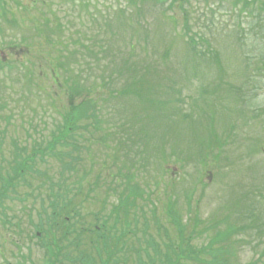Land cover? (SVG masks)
<instances>
[{"label": "rangeland", "instance_id": "374dc122", "mask_svg": "<svg viewBox=\"0 0 264 264\" xmlns=\"http://www.w3.org/2000/svg\"><path fill=\"white\" fill-rule=\"evenodd\" d=\"M18 1L20 3L16 5L12 0H0V13L2 9H4V11H9L2 14L3 17L0 16V57L3 56L12 69L18 68L19 64L15 61L21 60V56L11 53L8 46L16 45L14 44V39H21L20 33L23 29L13 28L4 21L10 18L11 15L19 17V12L16 8H24L27 5V1L30 0ZM48 1L54 3L50 4V10L54 13H59L64 22H75V29L71 28V32H68V34L71 35L72 41H76V43L80 44L84 42L83 38L86 35L88 36L91 30L89 19L86 20L89 27L81 28V23L85 20L89 11L95 19H99V16H101L100 21L103 28L108 30L103 16H105V19L107 20H112L114 16L117 15L118 8L125 7L126 3L128 4L129 2V0ZM86 1H90L91 4ZM85 2L86 7L84 8ZM236 2H238V0H191L193 8L191 11L192 15L188 21L189 24L198 31L200 36L202 34L204 41L202 45H200L201 47H199V50H204L206 55H203L202 52L198 51L197 53H199V57H193L190 52L188 53L185 49L176 51L174 57L177 59L176 61L178 62V65L174 66L173 69L176 68L177 73H174V75L171 76L175 77V79L181 84H179L180 86L178 85L179 87L174 91L172 105L174 106L173 113H178V104L175 102V99L180 97L181 92V95L189 100L191 113L194 117L199 118L200 121L194 124L195 121L192 120L188 125L183 119L172 116L170 107L166 106V103L161 102L157 110V118L153 124L157 140L167 136L171 142L177 143L180 147H186L184 150L187 155H185V161L174 162L172 165L169 163L162 167H160L157 161L153 160L154 162L152 161L150 163V179H155L157 176L160 178L165 177V172L169 165L172 166L170 172L183 171L185 174H194L195 178L199 177L201 172H195L201 171V169L203 170L204 165L197 164V166H194L187 162L195 153H197L196 155H200V147L207 142V139H202V137H204L203 135L208 134L210 131L218 133H222L223 131L224 136H227L226 148L223 147L222 149L224 152H220L219 155L222 157L220 163L221 166H223V170L219 171L220 174L217 170H212L215 174H207L205 176L204 181L206 184L209 183V185L203 190L204 197L199 204V215L202 219H205V221L215 218L216 214L214 211L216 209L222 207L224 204L227 205V201L231 202L234 200V196L231 194L226 196L228 192H240L264 185V73L261 75V72H258L262 68L264 70V17L262 21L258 15L259 12L256 4L250 6L244 13H236L237 9H233L236 7ZM74 5L76 9L73 11L72 9L74 8ZM238 5L241 4L238 3ZM129 7L134 9V11L138 10L134 6L129 5ZM147 8L148 6L146 8L144 7V9ZM78 14L82 16L80 21L76 20ZM173 14L179 21L177 32L180 34L179 30L184 29L182 15L176 10ZM22 15L25 19H29V23L26 22L25 25L30 26L31 16L29 13L23 12ZM47 15H49V13H47ZM147 17L150 18V13L147 14ZM51 18H53L52 15ZM193 18L199 21L197 22V25L199 24L201 28L198 26H196V28L194 27V22H192ZM241 20L245 22L243 23V27L247 34L246 38L239 39L236 30L238 27H236L235 24ZM78 22L80 23V27ZM210 23L215 24V26L210 28L208 26ZM113 26H115V23H113ZM169 30L171 31L172 27H170ZM189 30L193 32L191 28H188L186 31ZM258 31L263 32V36H259L260 32L256 36ZM85 32H87V34H85ZM251 33L255 34V36L251 35ZM21 34L22 38L27 39L31 32L24 30ZM176 36L180 38L177 33ZM185 40L187 41L186 37ZM40 41L41 39H36V42H34H39L34 50V53H38L37 56L39 57L44 54V49H42ZM105 46L106 44H103V48H105ZM138 48L139 50H137V53L141 54L142 47ZM148 48H150V46ZM92 49L98 50L97 45H94ZM15 50V53H19V50ZM48 50L49 49H47L46 52ZM171 54L172 52L169 53V58ZM142 55L141 57L146 61L147 57L145 56L146 54H143V51ZM197 58L198 61L204 59L210 61L211 65L216 68V70L213 69L214 73H210V71L203 72V70H200V74H204L206 84H204L205 86H203L202 90L204 92L206 90V94H199L189 89L185 84L188 77H180L184 75L185 71H192V63L195 62ZM214 58L220 60L219 71L215 62L212 60ZM172 59L171 55V58L169 59L171 64ZM222 60L226 62H221ZM85 61L86 59L84 62ZM38 63L42 65L40 67L37 65L39 67L37 68L39 77L36 76L31 85L22 84L18 90L17 86L20 83L17 82V80L21 81L22 77L24 80L26 79L23 76L24 72L14 71L13 74H10L7 69H0V107L2 106L0 109V171L3 173V176L10 174V168L11 166H14L10 161L15 155L9 151V149L13 148L11 145L16 139H18L17 141L19 145L27 149V153H30L29 156H31L25 167L26 171L34 166L28 172L25 184L18 185L7 191L4 197V186H2V182L0 181V201L2 200L0 204V241H3L5 245V249L1 247L0 264L5 261L6 257L10 259V264H23V258L26 259V264L45 263L46 257L44 258L42 247L43 244H45L44 240H46V232L36 231L33 225H40L43 223L42 225L45 228L47 224L56 225L55 219L48 220V218H52L55 212L53 209V202L50 203V193L48 191L52 183L55 184L57 190L64 193L66 187H68L67 185H74L73 182L79 180L81 177H83L84 182L86 180H92L96 176L98 178V175L101 174L107 178V183L111 184L113 183L114 178L118 177L119 174H125L124 171L120 172V167L112 166L111 158L114 157V154L107 152L98 140L100 133L95 134V131H92L90 134L84 132V130H79L73 135L75 143L77 139L80 142L76 143L79 145L80 149L73 153L74 158H77L74 163L77 171L75 172L76 177L71 181L65 180L59 175L62 168V162L59 157H54L52 155L42 156L41 154H37L34 157L33 147L38 144L39 146L37 147L44 149L47 147L48 142L51 141L53 134L57 131V123L61 118V116L58 117V112H63L64 100H61L65 98L64 92H60L58 96H55L54 94H51L55 93V91L50 92L48 90V94H50L48 97L43 94V89L46 88L43 76H47L48 72L46 66H43L45 65L43 61L39 60ZM89 63L92 64L94 61L90 60ZM106 63L107 60L105 59V63L98 66L92 65L91 69H89L93 75L86 86L94 92V99L95 96H100L101 92L103 94V90H120L122 88L128 90L132 89L133 86H130V84L137 81V78L140 77H137L135 73L126 71L124 72L120 86L106 83L110 77H115L116 74V71L113 70L114 66H110L106 75V69H103ZM103 71L104 78L102 79ZM195 73L196 72H193L192 75ZM224 76L227 78V81H230L229 87L225 90V94L228 95L231 100L228 106L230 110L229 112L220 110V118L225 119V121L222 122L219 119L218 124H215L217 122V116H212L210 113L218 111L215 110L214 104H218L219 98L222 97L224 93L212 94L215 89L213 86L216 87L217 85V88H219L221 86L220 82ZM148 79L150 78L148 77ZM189 83L192 84L191 82ZM12 86H15V88L11 89L10 87ZM180 87L183 89L180 90ZM232 88L239 90L234 92ZM38 89H40L43 94L39 99L36 94ZM218 90L219 89L216 91L219 92ZM95 92L97 93L96 95H94ZM165 94L167 93L165 92ZM105 96L106 98L114 97L112 94H105ZM158 96L162 97L161 95ZM212 97H214L213 104L210 101V98ZM96 101L100 108V117L102 121H104L103 127L107 129L112 128L109 135L114 136L115 130H124L129 131L130 137L134 140H138L137 131L143 124H147L150 119L149 110H154L153 104H151L150 107V100L147 102L149 109L145 110V103L130 98V96L120 97L118 95L110 101L106 99ZM234 103L237 104L236 107ZM55 104L59 106L58 111L56 109L53 110ZM120 111L125 112V115L121 118H119ZM191 130L193 132L196 131V139H193L194 137ZM231 131H234L232 134L238 135L240 138H235V140L230 139L229 134ZM82 135L84 139L90 141L85 142L80 139ZM94 135L95 140H97L94 141V145H92L90 143ZM257 139H260L261 145L259 147H261L262 151H259V155L255 156L252 154V150L254 148L253 144ZM172 144L170 145L171 147ZM197 144L202 145L198 146ZM171 147H167L166 149L168 157L170 156V153L173 152ZM174 149H176L175 151H179V147H175ZM65 150L66 152L70 151L68 148H60L57 152L64 153ZM247 154L248 159L246 160V156L244 155ZM210 161L214 162V168L217 169L219 158H211ZM210 161L206 166L211 165ZM148 174V172L144 173L141 176V179H138V183H147ZM86 175L90 177H86ZM181 175L183 174L181 173ZM46 178L48 180L45 182L44 187L43 183ZM193 181L194 184L192 190L196 192L197 195H200L195 188L197 179L196 181L193 179ZM58 184H60L61 187ZM83 184V192L88 191L87 182ZM223 189H226L227 191L222 193L221 190ZM150 191L153 192V190ZM84 197L85 196L77 197L76 202L73 205H80V210L76 209V212L79 213V217L75 218L74 216L73 218V222L77 223L78 229L74 234L70 235V241L73 242V247L75 249L80 248V252L84 251L83 247H86V244L87 246L90 245V250L92 249L91 238L97 245L100 244L102 247L105 246L104 243L109 245L112 239L117 238V232L114 234V227L116 228L114 224L116 216L113 214V210L118 201L124 198L120 193L118 195L116 194V197L112 195L108 198L106 192L93 195L89 199H85ZM160 198L161 199L153 200L156 204L154 208L150 205V208H153L151 211L153 213L156 211L158 216L155 217V221L165 225L169 233L175 235L176 230L172 225L173 222L168 220L166 215L163 216L167 210V200L169 199V196L164 198V194H161ZM170 200H175V210L179 213L187 214L185 210L186 205L177 204L183 203V193L179 189H174V198H171ZM57 201L58 202H55L54 204L56 206L55 208L59 209L60 214L63 216L69 217L74 209L73 206L65 207L64 201H62L61 198H57ZM218 202H221L220 205ZM137 203L142 204L140 201H137ZM228 205L230 206V204ZM146 213L149 214V210ZM224 216H226L225 213H223L220 218H223ZM148 217H150V215H148ZM139 219L142 218L139 217ZM3 222L6 223L4 224ZM18 222H20L22 227L26 229V232H23L22 228L18 226ZM81 223L85 226L99 225L102 228V231L99 230V232L105 235V240L99 238V236H90L91 238H87V234L78 235ZM8 224L10 226H8ZM151 224L153 225V223ZM73 230H75V228ZM61 231L64 230L62 229L58 234L54 233L53 236H48V238L52 239V242L55 241L58 235L61 234ZM152 232L155 236L156 231L153 230ZM155 238L157 244L160 243L159 239L157 237ZM236 239H239L240 241L254 239L253 244H246L243 248L238 246L243 245L242 242H234L232 245V257H237L236 263L238 264H247L248 262L256 261L258 259V252L254 251V247L259 251H264V233L260 239L246 236H239L235 238V240ZM205 241H207L206 237L194 240L191 244L200 247ZM23 243H26L27 248L23 247ZM158 245L161 249L165 248L162 244ZM127 257L128 260H119V262H124V264H137L132 256L129 255ZM234 258L231 260L232 264ZM263 262L264 258H262V263ZM156 264H158V262Z\"/></svg>", "mask_w": 264, "mask_h": 264}, {"label": "trees", "instance_id": "16d2710c", "mask_svg": "<svg viewBox=\"0 0 264 264\" xmlns=\"http://www.w3.org/2000/svg\"><path fill=\"white\" fill-rule=\"evenodd\" d=\"M12 1L16 3V5L20 3L18 0ZM245 1L246 5L251 4V1ZM255 2L257 4V10L259 12L258 15L263 21L264 0H257ZM89 3L91 4V2ZM50 4L51 1L48 0L27 1V5L24 8H16L19 12V17L11 15V17L6 19V21L19 29H23L21 33L26 30L30 31L31 34H33L32 39H26L31 40L30 43L28 42L27 44L24 38L21 39L22 41L20 43V45L25 44L27 47V49L21 50V52L25 54L24 57L28 59L29 65L31 67L27 68L25 62L20 63V66L24 70L26 69V72L23 74L26 79L24 80V78L22 77L21 86L22 84L31 85L34 78L36 76L39 77L38 71L34 70L35 67L39 64L37 60L38 53H34L35 47L39 42H34H36V39H41L40 44L42 49H44L42 61L45 63V65L43 66H46L48 72L47 76H43V80L46 84V88L43 89V93L47 97L50 95L48 94V90L50 92L55 91V93H51L55 96H58L60 92L65 93V98L61 100H64L63 112H58V117L61 116V118L57 123V131L53 134L51 141L48 142L47 147L42 149L40 147H37L39 146L37 144L34 146L35 148L33 153L34 157L37 154H41L42 156L52 155L54 157H59L60 161L62 162V168L59 174L61 177H65V180H70V178L72 177V175H70V172L73 170L77 171L76 166L74 165V163H72L77 160V158H74L73 153L77 152L80 149L79 145L69 143V140L73 139V135L75 134V132L84 130V132L90 134L92 131H95V134L100 133L98 140H102L103 142H105L106 148H108V150H110V148L113 146L112 144L110 146V142H113L118 138H122V142H124L125 144V149L129 151L127 155H130L133 152V148L131 146H126L128 145L127 141L131 140L133 141V143L138 142L137 140H133V138L130 137L129 131L115 130L113 136L109 135L111 129L103 127L104 121H102L100 117L101 113L99 112L100 108L98 107V103L93 98L94 92H92L86 86L90 82L93 75V73L89 70L91 69V66L101 65L102 63H105L106 59L107 63L103 67V69H106V75L107 70H109L110 66H114L113 70L116 71L115 77H110L108 81H106V83L118 86H120V82L123 80L122 77L124 75V72L126 71L135 73L137 77L140 76L139 78H137V81H135L134 83L131 82L132 84H130V86H133L132 89L128 90L122 88L120 90H103V94L101 92L102 95L100 94V96L97 97L99 98V100L102 99V97L103 100L106 99L105 94H112L114 96L108 97L107 100L109 101L118 95L120 97L130 96V98L139 99L142 103H146V101L148 102V100H150V107L151 102L156 103V105L164 102L171 109H174V107L170 106L172 105L173 94L175 89L180 86L179 84H181L178 80L175 79V77L171 76L174 75V73H177L176 68L173 69L174 66L178 65V62L176 61L177 59H175L174 55L176 54V51L185 49L188 53L190 52L193 57H199V53L197 52L200 51L199 47H201L200 45H202L204 38L202 34L200 36L198 31H196L189 24L188 20L192 15L191 11L193 8L191 0H129L128 4L126 3L125 7L118 8L117 15H115L112 20H107L105 19V16L103 17L108 30L103 28V25L100 21L101 16H99V19H95L94 17H92L93 15L89 11L87 15L88 17H92L93 19H95L96 25L90 30L88 36L86 35L85 38H83L84 42L81 44L76 43V41H72L71 35L68 34V32H71V28L74 23H63L59 18L55 17V15L53 14L54 12L50 10ZM129 5L134 6L138 10L134 11V9L130 8ZM147 6L148 8L144 9V7L146 8ZM175 10L181 13L184 22V29L179 30L180 34L177 32V25L179 27V21L173 14ZM6 12L9 11H4L3 14H5ZM23 12L29 13V15L31 16L30 26L25 25L26 22L29 23V19H25V17L22 15ZM47 13H49V15H47ZM149 13L150 18L147 17V14ZM51 15L53 16V18H51ZM80 20L81 19H79V21ZM192 22H194L195 28L196 26L200 27L199 24L197 25V22L199 21L195 18L192 19ZM113 23H115V26H113ZM81 26L84 25L81 23ZM208 26L211 28L213 26V23H210V25ZM170 27H172L171 31L169 30ZM188 28H191L193 32L190 30L186 31ZM176 33L180 36V38L176 36ZM85 34H87V32H85ZM184 36L187 38V41L185 40ZM103 44H106L105 48H103ZM94 45H97L98 50L92 49ZM149 46L150 48H148ZM138 47H142L141 54L137 53V50H139ZM47 49L49 50L46 52ZM142 51L144 55L146 54V61H144V59L141 57ZM206 51L208 52L207 49ZM170 52H172V64L171 62H169V59L171 58V55L169 58ZM200 52H202L203 55H206L204 50H201ZM85 59L86 61L84 62ZM90 60H93L94 63L90 64ZM212 60L215 62L219 71L220 60L215 58ZM221 62L226 61L222 60ZM1 63L2 62H0V64ZM20 66H18V68H20ZM213 69L216 70L215 66L211 65L210 61H207L205 59L198 61L197 58V60L192 63V71H185L184 75L180 77H188L185 81V84L189 87V89L192 90L193 85L189 82L193 83L195 79L198 80L202 76V74H200V70L214 71ZM193 72L196 73L192 75ZM259 72L263 74V68L259 70ZM148 77L150 79H148ZM103 78L104 71L102 75V79ZM220 83L224 86V89L220 90L226 92V87H228L227 78L224 76ZM10 88L13 89L15 88V86H12ZM19 88L20 86L18 85L17 90ZM179 89L182 90L183 88L180 87ZM148 90L150 91V98H148ZM158 90L162 93L163 101H159V96H157V101L151 98V96L157 94ZM165 92L167 94H165ZM96 94L97 93L95 92V95ZM55 105L53 107V110L56 109L58 111L59 106ZM225 105V110L229 112L228 103H226ZM1 108L2 106L0 107V109ZM119 115V118H121L123 115H125V113L120 111ZM152 117L153 113H150V127L149 124H146L143 126V129H150V138H155L156 134L154 133L153 125L155 122H152ZM219 119L222 122L225 121V119L220 118V114L217 116L216 123H218ZM192 120L195 121L194 124L197 121H200L199 118L194 117L193 114H188V116L184 119V121H186L188 125ZM119 135H121V137H119ZM216 138V135L209 138V144L207 142V144L204 145V148L207 150H205L202 155L207 156L209 155V153H215V151L217 150L216 146L214 145L215 143H213V145L211 144ZM80 139L85 142L90 141L84 139L83 135ZM96 140L94 135L90 144L94 145L93 143ZM77 143H80L78 139ZM15 148L17 150V146H15ZM60 148H68L70 151L66 152L65 150L64 153H59L57 152V150ZM24 154H26V151ZM24 154L17 151V155L12 161V164H14V166H19L15 170L17 176L23 175V173L25 172L23 171V167L27 166L28 161L31 158V156H25ZM135 169L136 168L133 165L132 169L128 170L134 171ZM29 171L30 170L25 172L26 177ZM17 176L15 177L16 179ZM1 180H4L2 172H0V181ZM47 180V178L44 180V187ZM82 182L83 177H81L78 181H75L79 192L74 193V200H72L71 198L72 193L70 192V184L67 185L68 187H66L64 193H62L60 190H57L54 183L50 185L48 189L50 193V203L53 202V209L55 212L52 218H48L49 221L52 219L56 220L60 218L59 215H56L58 211L54 205L55 202H58L57 198H61L62 201H64V205L73 204L74 202H76L77 196L83 189ZM58 185L61 187L60 184ZM95 186H97L98 188L100 187L99 184H96ZM129 190L132 193L134 190L136 193L137 189L131 187ZM6 192L3 191V197L5 196ZM74 209V216L75 218H78L79 213L76 212V206ZM241 218L244 219L245 217L241 215ZM251 219H253L252 215ZM40 227L42 231L46 232V240H44L45 244H43V246H50L52 244V241L48 239V236H53V234L55 233L53 232V230L56 229V226L47 224L46 228L43 225H41ZM177 227L179 228L180 236H184V238L182 239L180 245H177L176 248H174V246L166 247V251H172V255L173 257L175 256V258H173L172 256H169V258L165 259L156 257L150 258V264H156L157 262H159L158 264H187L186 262H188L189 260L197 262L199 260L201 261V257H199L198 255L199 253H202L206 257H210V262H208V264H230L229 254L231 247L230 243L228 242V238L236 235L238 230H236L234 224L231 225L229 218H227L224 225L217 226L218 234L216 235V239L211 241L207 247L203 248L200 251L197 250V247H193L190 244L191 240L195 239L196 235H198V221L191 216V212H188V220L186 221V223L182 225L178 221ZM77 229L78 226L77 224H75V232ZM244 229H246V227L242 230ZM85 232L86 230L82 227L80 228L78 235H82ZM89 232H91V234L95 233L97 234V236H99V238H102L99 232H97L96 230H91ZM91 245H95L98 249L101 250L102 246H100V244L97 245L94 240L91 241ZM155 245L158 244L155 239H152V241H150V246ZM47 250L50 251L51 248L47 247ZM154 250L155 252H162L161 250H158L156 248H154ZM176 254L178 256L185 255L186 257L181 258ZM79 257H82V253L79 254Z\"/></svg>", "mask_w": 264, "mask_h": 264}]
</instances>
